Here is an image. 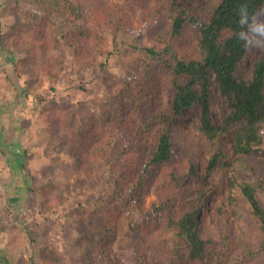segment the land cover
Wrapping results in <instances>:
<instances>
[{
    "label": "trees",
    "instance_id": "trees-1",
    "mask_svg": "<svg viewBox=\"0 0 264 264\" xmlns=\"http://www.w3.org/2000/svg\"><path fill=\"white\" fill-rule=\"evenodd\" d=\"M13 1L15 23L0 46L23 52L36 77L60 74L69 48L100 92L93 117L69 109L84 80L67 87L69 105L40 113L63 136L54 149L77 164L74 196L101 189L73 206L80 224L99 227L85 264H264V49L239 36L249 30L241 8L250 24L264 0ZM191 109L197 117L186 126L204 144L201 162L170 135ZM6 150L9 169L22 168ZM74 196L60 195L51 210H69ZM5 249L0 264H10Z\"/></svg>",
    "mask_w": 264,
    "mask_h": 264
},
{
    "label": "rangeland",
    "instance_id": "rangeland-1",
    "mask_svg": "<svg viewBox=\"0 0 264 264\" xmlns=\"http://www.w3.org/2000/svg\"><path fill=\"white\" fill-rule=\"evenodd\" d=\"M13 5V0H0V45L1 42L6 45V39L1 37L15 23L11 14ZM113 46L106 43L104 57ZM64 50L65 68L60 74L36 77L33 67L25 62L23 52L12 53L0 46V137L12 144V148L19 139L22 148L18 151L27 157L22 168L11 170L6 156L0 153V207H3L0 208V249L6 248L10 264H85L92 253L94 233L98 232L94 221L79 223L73 206L79 200L94 201L101 189L85 186L87 194L74 196L77 164L66 155L65 148L54 149L63 136L51 131L40 117L41 110L49 107L50 102L69 105L72 100L67 96V87L77 88L83 80L88 85L78 91L81 96L69 106L71 113L79 118L93 117L92 109L101 101L100 92L96 93L97 88L91 83L92 73L81 72L72 51L66 47ZM117 58H109L110 72L116 70ZM215 109L212 106L211 110ZM185 114L182 120L185 127L177 122L179 127L172 125L170 135L175 144L189 150L201 162L204 144L186 126L196 119L197 109ZM262 138L264 141V132ZM70 194L74 198L68 202L69 210L64 207L61 211L51 210V202L60 195ZM130 210L135 211L132 206ZM127 223L123 221L119 229H126ZM119 229L115 228L118 243L123 238ZM203 234L213 235L208 228ZM115 249L119 253L118 245Z\"/></svg>",
    "mask_w": 264,
    "mask_h": 264
},
{
    "label": "clouds",
    "instance_id": "clouds-1",
    "mask_svg": "<svg viewBox=\"0 0 264 264\" xmlns=\"http://www.w3.org/2000/svg\"><path fill=\"white\" fill-rule=\"evenodd\" d=\"M261 15H264V10H261L260 12H257L255 15H253L251 18V23L248 24L249 17H248L246 7H242L240 10V21H239V23L241 25L247 24L249 30H248V32H241L239 34V36L241 39H243L245 41L246 47H248L249 49H251L252 47L264 49V22H258V17ZM257 51H258V49H257ZM248 58L249 57H244L243 60L241 61V63H240L241 64V72H244V63H245L246 59H248ZM184 119H185V117L183 115L181 118H177L175 121H173V123L171 124V130H172V125L175 128L179 127V124H178V126H176L177 122L181 123V126L183 127L184 123H182V120H184ZM177 120H179V121H177ZM184 127H185V124H184ZM172 142H173V139H172ZM173 144H175V143L173 142ZM196 217H197L196 218L197 219L196 220L197 227L200 228V231L202 233L205 232V229H207V228L202 227L200 215H197Z\"/></svg>",
    "mask_w": 264,
    "mask_h": 264
},
{
    "label": "crops",
    "instance_id": "crops-1",
    "mask_svg": "<svg viewBox=\"0 0 264 264\" xmlns=\"http://www.w3.org/2000/svg\"><path fill=\"white\" fill-rule=\"evenodd\" d=\"M0 145L2 146V147H4V148H6L7 150H6V152H9V153H7V155H9L10 154V156L9 157H13V155L14 154H16V153H19V155H20V161H22L23 162V165H24V163H25V161H26V159H27V157L26 156H24V154H21L19 151H18V149H21L22 147L20 146V140L18 139V144L17 143H15V144H17L15 147H13L12 148V144H10V143H6V141L4 140V139H2V137H0ZM1 148V147H0ZM17 149V151H15ZM6 156V155H5ZM16 167H17V165H16Z\"/></svg>",
    "mask_w": 264,
    "mask_h": 264
}]
</instances>
